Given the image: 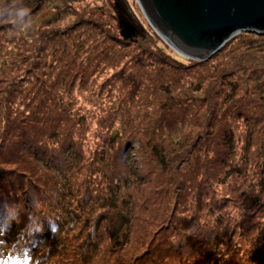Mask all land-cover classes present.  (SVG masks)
<instances>
[{"label": "trees", "instance_id": "16d2710c", "mask_svg": "<svg viewBox=\"0 0 264 264\" xmlns=\"http://www.w3.org/2000/svg\"><path fill=\"white\" fill-rule=\"evenodd\" d=\"M81 1L25 0L32 26L43 8L54 12L34 29L0 20V202L53 196L59 243L44 236L50 248L67 251L64 264H264V111L247 93L251 74L238 83L232 76L253 67L259 81L264 34L251 32L250 42L230 46L233 36L210 58L223 51L215 67L206 66L209 59L180 63L145 46L152 45L145 32L153 30L133 0H114L106 10L118 37L135 39L121 34L130 20L145 31L141 58L113 53L105 43L110 24L101 35L73 36L71 49L68 38L55 44L56 24L71 15L102 21ZM232 47L242 55L229 56ZM186 69L195 72L181 81ZM108 71L112 95L103 93ZM130 141L140 145L134 158ZM137 187L161 207L130 196Z\"/></svg>", "mask_w": 264, "mask_h": 264}, {"label": "water", "instance_id": "95a60500", "mask_svg": "<svg viewBox=\"0 0 264 264\" xmlns=\"http://www.w3.org/2000/svg\"><path fill=\"white\" fill-rule=\"evenodd\" d=\"M139 10L169 47L204 60L241 31L264 34V0H136ZM128 22L124 38L134 34Z\"/></svg>", "mask_w": 264, "mask_h": 264}, {"label": "rangeland", "instance_id": "374dc122", "mask_svg": "<svg viewBox=\"0 0 264 264\" xmlns=\"http://www.w3.org/2000/svg\"><path fill=\"white\" fill-rule=\"evenodd\" d=\"M88 0H83V1H81V3H83V4H88V5H90L91 7H93V11L96 13V15H99V17H100V19L102 20V21H100V20H96V19H94L91 15H88L87 13H84V14H76V15H74V16H70V17H68L67 19H65V20H63V21H61V22H59L58 24H56V25H60L61 26V28H59V27H57V28H59V29H55V34H54V42H55V44L60 40V39H64V38H68L69 39V42H70V45H69V48L71 49V40H72V37L73 36H75V35H82V32L84 31V32H88L89 34H92V33H98V35H101L102 34V32H100V30H103V26L104 27H107V26H109L108 24H110L111 26H110V28H107L108 29V32H109V35H105V37H107V39H106V41H105V43H106V45L107 46H109V48H111L112 50H113V53H116V52H123V54H124V52H128L129 54H132L133 56L134 55H136L137 53H138V55L140 56V58H141V52L139 53L138 52V48H141V47H143L144 45H142L141 44V40H142V36L143 35H145V34H147V35H149V38H148V40H150V43L152 44V45H150V44H145V46H148L149 48H151V49H153L154 51H156V52H159L160 54H162V55H164V56H168V55H170V56H173V57H175L176 59H177V61L178 62H180V63H187L186 62V58H188V59H192V60H197L198 61V59H195V58H191V57H187V56H185V55H182L181 53H179V52H177L176 50H174V49H172L171 47H169L168 45V47L166 46V42L159 36V34H157V32L152 28V26L149 24V22H148V20L145 18V16L142 14V12L139 10V18H140V20H145L149 25H150V27L152 28V30H153V32L159 37H157L156 35H154V33L153 32H151V30H147L146 32L145 31H140V24L138 23V28L136 27L137 25V23H135L134 21H132V20H130L129 22L131 23V24H133L134 26H135V28H136V30L134 31V38L135 39H132V40H130V41H122L119 37H118V32H117V30H116V28L114 29V21L112 20V16H110V14H108L109 13V11H110V9L109 10H106V2H108L109 4H112V5H114L113 3H115L114 2V0H111V2H110V0H99V1H97V0H93L92 2H89V3H85V2H87ZM134 2V4H136L137 5V2H136V0H133ZM124 4V3H123ZM133 5V4H132ZM138 6V5H137ZM110 6H108V8H109ZM139 8V7H138ZM129 10V9H128ZM90 12H92V10L90 11ZM94 12H92V13H94ZM52 13H54V12H52L51 11V6H48V7H45V8H43V10L39 13V15L36 17V19H35V21H34V24H33V26H32V28L34 29V28H36L37 27V25L40 23V22H42L43 20H47L51 15L53 16V14ZM94 13V14H95ZM145 24V23H144ZM146 26V25H145ZM113 28V29H112ZM40 32H42V29H39V31H38V33H40ZM144 32H145V34H144ZM250 34H252L251 32H249V31H241V32H239V33H237V34H235V35H237V37H238V39L237 40H235V38H234V40H233V42L234 43H232L230 46H233V45H235V44H238V45H242V44H245V43H247V42H250L251 40H252V38H251V35ZM132 35V36H133ZM235 35H233V36H235ZM232 36V37H233ZM232 37L229 39L230 41L232 40ZM102 38H104V36L102 37ZM14 39V38H13ZM228 40V41H229ZM228 41H226V42H228ZM225 42V43H226ZM12 44H13V46H12V48H14L15 46H16V44L15 43H13L12 42ZM264 44V43H263ZM229 46V47H230ZM227 50H229V49H227ZM176 51V52H175ZM226 51V50H225ZM241 51H238V52H236V48L235 47H232V49H231V51H229L227 54H229V56H231V55H242L241 53H240ZM177 53H179V54H177ZM16 54V53H15ZM128 54V55H129ZM182 55V56H181ZM213 55V54H212ZM212 55L210 56V57H208L207 59H204V60H208L207 61V63H206V66L207 67H209V66H212V67H215V66H217V65H219V62H220V60L223 58V51H222V53H220V54H218V58H216V59H214V60H212V59H210L211 57H212ZM16 56H13V58H12V61H13V63H15V61H17V59L15 58ZM17 57H18V55H17ZM129 57V56H128ZM126 58H124L123 60H122V62H119V67L123 64V62H124V60H125ZM129 59H130V57H129ZM146 59H148V58H146ZM146 59H144V60H146ZM203 60V61H204ZM212 60V61H211ZM109 58H107V59H105L104 61L103 60H101V62L99 63L100 64V66H107V65H109ZM199 61H201V60H199ZM222 62V61H221ZM216 63H218V64H216ZM16 65V64H15ZM14 65V66H15ZM260 65L262 66V68L260 67H257L256 68V73L260 70V69H262L263 70V73H264V61H262L261 63H260ZM13 66V68L12 69H10V70H13V72L12 73H10L9 75H7L8 76V78H9V80H11V78H15V75H16V73L17 72H19V70H21L22 69V67L19 65L18 66V68H15ZM192 67H194V66H192ZM244 67V66H243ZM253 68V67H252ZM251 68V70H248V71H240V69H236L235 70V72H234V74L232 75L234 78V81L236 82V83H238L239 82V80H240V78H241V76H244V75H246V74H251V75H249L250 76V79L248 80V75H246V80L248 81V91H247V93H249V95L252 97H254V102H255V107H259V109H262L263 111H264V74H261V78L259 79V81H257V77H254V73L252 72L251 73V71H253L254 69H252ZM204 69H206V67H204ZM8 70V69H7ZM195 72V69H186V70H180V74H181V81H185V80H189V78H190V76H191V74L192 73H194ZM114 73H110V71H108L107 72V76H108V78L106 77V72H105V78H103V79H107V81L104 83L105 84V86H103V93L105 94V93H107L108 95H112L113 93H112V90H111V88H108V84L107 83H109L110 82V80L112 79V78H114L115 76L113 75ZM5 78V77H4ZM8 80V81H9ZM3 81H4V79H3ZM257 81V82H256ZM13 82V81H12ZM12 82H10V83H12ZM254 82H256V84H255V86L253 85L254 84ZM13 84V83H12ZM113 85H112V88L114 89L115 88V83H112ZM96 91H98V90H95V94H94V97H91V100H92V102L94 103L96 100H98V96H97V92ZM17 96V98H19L21 95H16ZM263 118H264V116H263ZM140 145H139V143L137 142V141H133V142H131L130 141V153H131V157H133L134 158V154L136 155V151H137V147H139ZM137 158H140V155H137ZM132 159V158H131ZM142 159V158H141ZM141 159H139V160H141ZM138 160V161H139ZM140 166H142V164L140 163ZM68 170H69V172H71V173H75V169H73L71 166H68V168H67ZM55 173H57V170L56 169H54L53 170ZM59 174V173H58ZM114 180V179H113ZM128 189V188H127ZM126 189V190H127ZM137 191L138 192H133V193H131L130 194V196H136V193H138V194H140V195H142L144 198H146V197H148L147 199H144L145 201H147V205L150 207V203H154L155 204V206H158L159 205V207H161V205H160V202L159 201H153V198H152V195H150L149 194V196L147 195V194H143V193H141V188H139V187H137ZM63 192V189L60 191V195H61V193ZM124 192H126L127 194H129L127 191H125L124 190ZM69 199H70V197H68L67 195L66 196H64V197H62V200H63V205L65 206L66 205V203L69 201ZM142 200V199H141ZM144 200H142L143 201V204H144ZM62 212H63V216H65V218H64V220L66 219V213H68V210H67V208H65V209H62L61 210ZM169 214V213H168ZM168 214L167 215H165V214H162V216L163 217H166V216H168ZM160 216V214H156V217L158 218ZM114 217L115 216H113L112 217V221H114ZM136 220V219H135ZM199 222H202V221H200V220H198ZM69 222H72V218L70 217V216H68V218H67V220H66V223L68 224ZM198 222V223H199ZM196 223V222H195ZM194 223V224H195ZM72 224V223H71ZM135 224H137V226H138V230H140V229H142V227L140 226L141 224H138V223H136L135 222ZM61 228V227H60ZM122 230V231H121ZM120 230V233H118V235L120 236L122 233H123V231H124V228L123 229H121ZM139 232V231H138ZM59 233H60V231L58 232V234L55 236V237H53L52 238V240L50 241V242H52V243H54V244H58L59 243V239H58V235H59ZM15 235H11L10 234V238L11 237H14ZM50 236V235H49ZM49 236H45L46 238H48ZM48 240V239H47ZM135 240H139L138 239V237H136V239H135V236L134 237H132L131 238V245L132 244H135ZM180 244L182 243V241H180L179 242ZM176 244H177V242H176ZM181 246L179 245V244H177V246H176V248H180ZM38 250V249H37ZM39 251V250H38ZM123 254H125V251H123L122 252ZM51 257H48L47 258V264H64L62 261L63 260H60V259H62L63 258V256H65L66 254H67V251H62V250H60L59 249V247L58 246H53L52 248H51ZM102 254H100V256H101ZM99 256V257H100ZM98 256L97 257H95V258H93V259H96V260H98V258H99Z\"/></svg>", "mask_w": 264, "mask_h": 264}, {"label": "clouds", "instance_id": "9594fccd", "mask_svg": "<svg viewBox=\"0 0 264 264\" xmlns=\"http://www.w3.org/2000/svg\"><path fill=\"white\" fill-rule=\"evenodd\" d=\"M31 16L25 0L0 6V20L20 30L32 28ZM53 204V196L37 195L0 202V264H47L51 248L44 234L55 237L61 227ZM14 225L23 226L10 238Z\"/></svg>", "mask_w": 264, "mask_h": 264}]
</instances>
